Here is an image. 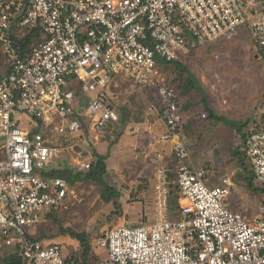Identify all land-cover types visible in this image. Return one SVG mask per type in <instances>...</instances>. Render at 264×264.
Returning a JSON list of instances; mask_svg holds the SVG:
<instances>
[{"label": "built area", "instance_id": "2783aa9c", "mask_svg": "<svg viewBox=\"0 0 264 264\" xmlns=\"http://www.w3.org/2000/svg\"><path fill=\"white\" fill-rule=\"evenodd\" d=\"M242 28L264 54V0H0V246L13 247L23 264H67L65 247L33 239V230L74 195L65 178L52 175L64 145L80 136L86 118L97 134L119 122L111 87L121 76L157 89L149 111L160 117L158 139L172 144L178 165L172 170L165 153L155 154L152 218L105 229L95 239L107 251L101 264H264V202L246 218L230 206V177L211 186L192 166L182 99L158 68V58L177 60L196 43ZM35 29L40 39L22 45ZM20 114L32 118L30 128ZM244 151L264 186V124L248 129ZM74 166L86 172L93 161Z\"/></svg>", "mask_w": 264, "mask_h": 264}, {"label": "rangeland", "instance_id": "374dc122", "mask_svg": "<svg viewBox=\"0 0 264 264\" xmlns=\"http://www.w3.org/2000/svg\"><path fill=\"white\" fill-rule=\"evenodd\" d=\"M189 40L193 39L189 37ZM261 52L249 29L242 28L235 36L223 37L215 43H196L180 57V62L191 70L201 85V90H195L190 99L181 97L185 117L182 133L189 143L191 164L203 169L214 185H218L224 177H230L235 184L230 204L237 199L251 212L264 202V193L249 188L251 169H248V161L242 151L243 135L248 134L249 126L264 120V59ZM158 68L165 82L173 85L171 82L176 72L171 67L159 65ZM2 71L3 68H0V73ZM78 84L75 79L74 86ZM203 95L214 116L235 121L236 129L209 117ZM157 96L156 88L138 86L121 76L115 78L111 87V103L119 115L122 108L127 109L124 119L121 118L115 129L110 125L99 133L98 139L95 138L98 135L92 134L87 127L79 137L64 145L65 151L52 165L55 171L69 168L75 172L76 161L91 159L94 162V153H97L107 158V174L102 181L90 179L74 184V195L58 211V219H49L33 230L36 238L46 243H61L66 253L71 254L79 243L64 235L61 229L86 233L93 240L105 229L121 224L140 225L151 220L154 176L152 140L145 141V146H141L136 135L141 137L142 132L135 130L142 128L141 124L146 119L156 115L149 111V106L155 103ZM90 99V94L82 96L84 108L87 109ZM19 119L23 127L30 128L31 117L20 114ZM241 124L247 126L241 128ZM129 125L133 126L134 133L130 130L131 134L127 133ZM241 129V133L236 131ZM54 142L57 144L56 140ZM239 151L241 153L235 154ZM242 159H245V166ZM107 188L114 193L110 201L106 197ZM11 251L13 247L0 246V261ZM97 251L100 260L92 264H101L107 258L106 249L98 248Z\"/></svg>", "mask_w": 264, "mask_h": 264}, {"label": "trees", "instance_id": "16d2710c", "mask_svg": "<svg viewBox=\"0 0 264 264\" xmlns=\"http://www.w3.org/2000/svg\"><path fill=\"white\" fill-rule=\"evenodd\" d=\"M39 39H40V31L38 29L37 30L35 29L29 35H27L26 38L23 41H21V43L24 46H30L35 40H39ZM261 55H262V52H261ZM262 57L264 59V54L262 55ZM158 63L159 65H162L164 67H168V68L171 67L176 72L175 79L173 80V83L171 82V84L173 85H169V84L167 85L175 88L180 98L182 97L185 99H190L195 90H201L200 82L198 81L196 76L191 72V70L185 65H183V63L180 62V58L174 61H167L165 59L158 58ZM5 65H6L5 58L3 54L0 52V68H5ZM3 71L2 73H0V78L6 74ZM203 101L205 103L206 110L209 113L210 118L220 120L224 122L225 124H227L229 127L236 129L237 124L235 121H227V118L225 117H215L214 116L212 109L209 107V104L207 103V98L205 95H203ZM126 112H127V109L122 108L119 118L124 119V114H126ZM157 117L159 118V116ZM246 124H241L240 127L244 128L245 126H247ZM82 128H83L82 131L84 132L86 130V123L84 122L82 123ZM242 130L243 129L236 130V131L238 133H241ZM243 138L245 139L243 143V145L245 146L247 135L245 136L243 135ZM242 152L245 155L244 157L247 159L245 151H242ZM239 153H241V151L236 152L235 154L238 155ZM94 155L96 156V161L89 171H86V172L75 171L74 172L71 169L66 168L61 171H55L52 175L65 178L70 184L71 188L74 184L82 180L91 179V180H96V181H102L108 171L107 164H106L107 158L106 156L98 155L97 153H94ZM241 162H242V165L245 166V159H242ZM248 165H249L248 169L249 168L251 169L250 181L248 182L249 188L254 192H258L259 190H261L264 193V186H260L262 187L261 189L255 186L254 184L255 174L251 168L249 161H248ZM248 169L246 168V170ZM170 177L172 181L171 183V202H170L171 203V213H172V216H174L175 218L178 212V208H179V205H178L179 187L177 183L174 181L175 175L173 176V179H172V173H171ZM106 190H107L106 193L108 192L107 193L108 196H106L108 199L107 201H110V199L112 198L114 194L113 190L111 188H107ZM57 213L58 211H52L48 215V218L57 220L58 219ZM142 224L144 223H141L140 225ZM133 226H138V225H133ZM35 229H37V227ZM61 232L64 235H69L73 240H76L79 243V247L76 249L75 252H72L71 254L67 253V259H66L67 264H92V262L100 260V253L97 251L98 247L95 244L96 238L91 240V237L88 234L77 233L71 229H66V230L61 229ZM32 237L35 240L41 241L39 240L40 238H36V236L34 235ZM0 264H23V263L21 259L19 258L18 252L16 250H13L11 251L10 255H8L6 258L0 261Z\"/></svg>", "mask_w": 264, "mask_h": 264}, {"label": "crops", "instance_id": "0c3cea01", "mask_svg": "<svg viewBox=\"0 0 264 264\" xmlns=\"http://www.w3.org/2000/svg\"><path fill=\"white\" fill-rule=\"evenodd\" d=\"M3 70H4V68H3ZM4 72V71H3ZM155 102H156V104L158 103V101H157V97H156V99H155ZM152 104V103H151ZM153 116V118L152 119H150V118H148V119H146V121L145 122H143L142 124H141V126H142V128H139V129H137V130H135L136 132H142V134H141V137H138L139 135H136L137 137V141L138 142H140L139 144L141 145V146H145V141H148V140H152V145L150 146V148H151V152L152 153H154V158H153V164H154V160H155V154L157 153V152H163V153H165V155H166V159H167V161H168V163H169V165H170V167H171V169L172 170H175V167L178 165V162H177V160L175 159V157L173 156V154H172V144L171 143H163V142H160L159 141V139H158V137H159V134H161L162 132H163V130H164V125H163V123H162V121H161V119H160V117L158 118L157 116H158V114H153L152 115ZM263 117V116H262ZM153 119H155V120H153ZM121 120V119H120ZM120 120H119V122H117V123H111L110 125H113V128L115 129V127H117L118 126V124L120 123ZM153 120V121H152ZM249 123V122H248ZM264 124V120L262 121V122H256L255 124H252V125H250L249 126V128L251 127V126H253V125H255V126H262ZM109 125V126H110ZM117 125V126H116ZM108 126V127H109ZM87 127H89V131L92 133V134H95V135H98L97 133H95L94 131H92L91 130V127H90V123L87 121L86 122V128ZM107 127V128H108ZM132 125H129L128 126V129H127V133H129V134H131V132L132 133H134L133 131H132ZM248 128V129H249ZM128 130H130L131 132H129ZM98 137H99V135L98 136H95V138L96 139H98ZM137 144V143H136ZM92 161V160H91ZM95 163V161L93 162V164ZM174 175H175V173H174ZM153 181H154V176H153ZM152 181V182H153ZM211 183V184H210ZM209 184L211 185V186H220L221 184H222V182H220L218 185H214L213 184V182H211L210 180H209ZM152 190H153V183H152ZM151 199H152V201H153V191H152V197H151ZM241 202L239 201V200H237L236 199V201H235V203L234 204H230V206H231V208L233 209V210H236V211H239V212H242L243 214H245V213H247V214H245L244 216L246 217V218H250L254 213H256L257 212V210H258V208L257 209H255L253 212H251L249 209H246V206H245V204L243 205V203H241ZM152 210H153V202H152ZM107 256V255H106ZM104 260V259H103ZM102 260V261H103Z\"/></svg>", "mask_w": 264, "mask_h": 264}]
</instances>
